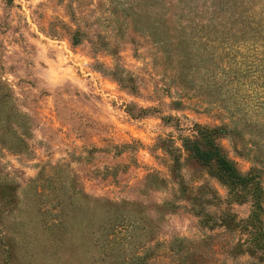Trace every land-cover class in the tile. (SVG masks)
<instances>
[{
  "label": "rangeland",
  "instance_id": "1",
  "mask_svg": "<svg viewBox=\"0 0 264 264\" xmlns=\"http://www.w3.org/2000/svg\"><path fill=\"white\" fill-rule=\"evenodd\" d=\"M197 126L264 190V0H0V264H264Z\"/></svg>",
  "mask_w": 264,
  "mask_h": 264
},
{
  "label": "trees",
  "instance_id": "2",
  "mask_svg": "<svg viewBox=\"0 0 264 264\" xmlns=\"http://www.w3.org/2000/svg\"><path fill=\"white\" fill-rule=\"evenodd\" d=\"M216 135L217 133L212 129L197 126L195 136L183 139V147L189 157L215 171L214 177L229 189L236 202H251L254 211L247 224L244 227L239 226L238 229L243 227V231L248 232L250 253L264 255V235H260L258 227L264 211V190L261 175L254 170L246 175L242 174L236 165L226 157L217 142Z\"/></svg>",
  "mask_w": 264,
  "mask_h": 264
}]
</instances>
